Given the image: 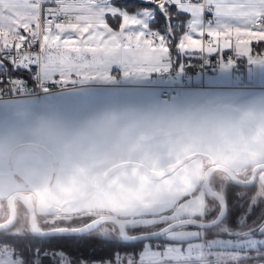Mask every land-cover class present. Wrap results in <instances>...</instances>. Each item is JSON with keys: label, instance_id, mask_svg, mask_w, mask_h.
I'll list each match as a JSON object with an SVG mask.
<instances>
[{"label": "snow or ice", "instance_id": "1", "mask_svg": "<svg viewBox=\"0 0 264 264\" xmlns=\"http://www.w3.org/2000/svg\"><path fill=\"white\" fill-rule=\"evenodd\" d=\"M241 67L264 82V0H0V144L33 121L84 130L178 110L222 93ZM229 98L217 128L154 122L176 138L121 158L114 167L131 183L53 172L0 187L28 212L0 217V264H264V154L237 162L264 152V88ZM77 238L120 250L53 243Z\"/></svg>", "mask_w": 264, "mask_h": 264}, {"label": "crops", "instance_id": "2", "mask_svg": "<svg viewBox=\"0 0 264 264\" xmlns=\"http://www.w3.org/2000/svg\"><path fill=\"white\" fill-rule=\"evenodd\" d=\"M257 72L256 69L247 68L242 73L234 72L231 80L222 82L216 89L222 93L190 96V102L178 110L145 112L134 122L114 121L95 129L59 130L55 127H41L33 121L17 130L15 142L10 143L5 139L0 144V187L7 193L10 189L30 183L43 173L53 172L65 180L77 174L99 182L106 188L111 187L109 180L101 175L111 165L120 162L121 158H138L157 147L164 148L168 140L176 138L150 130L154 122H161L166 131L175 125H179V128L174 130L181 132H199L205 127L217 128L231 112L229 95L246 96L264 88V82ZM193 82L199 83V80L194 79ZM31 143L37 148L18 149L11 157L12 151L20 145ZM39 148H45L48 152ZM262 154L264 152L242 150L237 162L251 164L254 157ZM115 173L119 178L132 182L131 177L120 176L119 170ZM81 187L96 191L91 184L82 182ZM6 201L0 200V217L11 213L9 208L6 211ZM20 207L24 208L22 205ZM27 216L28 212L23 211L21 221Z\"/></svg>", "mask_w": 264, "mask_h": 264}, {"label": "trees", "instance_id": "3", "mask_svg": "<svg viewBox=\"0 0 264 264\" xmlns=\"http://www.w3.org/2000/svg\"><path fill=\"white\" fill-rule=\"evenodd\" d=\"M130 4H139L142 0H127ZM7 207V206H6ZM8 209V208H7ZM26 211L25 208H22V212ZM27 212V211H26ZM3 217V218H7ZM53 243H57L60 246L66 247L79 255H92L95 254L97 256H104L105 258H111V254L114 250L108 247H101L94 240H90L87 238H77L76 240H68V241H54Z\"/></svg>", "mask_w": 264, "mask_h": 264}, {"label": "water", "instance_id": "4", "mask_svg": "<svg viewBox=\"0 0 264 264\" xmlns=\"http://www.w3.org/2000/svg\"><path fill=\"white\" fill-rule=\"evenodd\" d=\"M27 147H36V148H37V146L33 145L32 143H31V144H23V145H20L17 149H15V150L12 151V153H11V157L15 154V152H16L18 149H21V148H27ZM39 150H42L43 152H48L47 149H45V148H39ZM117 163H119V162H117ZM117 163H115V164H117ZM115 164L111 165L106 171H107V172H110V173H111V172H116L117 169L114 167ZM8 200H9V199H8ZM8 203H9L10 210H11V216H12V215H15V217L18 219L17 204L12 205V204H10V201H9ZM11 216H10V217H11Z\"/></svg>", "mask_w": 264, "mask_h": 264}, {"label": "rangeland", "instance_id": "5", "mask_svg": "<svg viewBox=\"0 0 264 264\" xmlns=\"http://www.w3.org/2000/svg\"><path fill=\"white\" fill-rule=\"evenodd\" d=\"M100 182H102V181H100ZM8 202H9V200L7 199V201H6V203H7L6 211L8 210L7 208H9V210H10V206H9V203ZM17 210H18V220L21 221V214H22V211L21 210L22 209H21V207H20V205L18 203H17ZM10 216H11V213H10V215H8L7 218H10Z\"/></svg>", "mask_w": 264, "mask_h": 264}, {"label": "built area", "instance_id": "6", "mask_svg": "<svg viewBox=\"0 0 264 264\" xmlns=\"http://www.w3.org/2000/svg\"><path fill=\"white\" fill-rule=\"evenodd\" d=\"M243 69H244V67H241L240 69H237L236 71L239 72V73H241L243 71Z\"/></svg>", "mask_w": 264, "mask_h": 264}, {"label": "bare ground", "instance_id": "7", "mask_svg": "<svg viewBox=\"0 0 264 264\" xmlns=\"http://www.w3.org/2000/svg\"><path fill=\"white\" fill-rule=\"evenodd\" d=\"M243 71H244V69H243ZM243 71H242V72H243ZM235 72H236V73H239V72H237L236 70H235ZM242 72H241V73H242Z\"/></svg>", "mask_w": 264, "mask_h": 264}]
</instances>
